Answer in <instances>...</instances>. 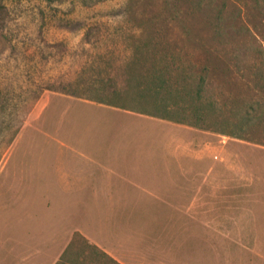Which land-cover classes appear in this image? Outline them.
<instances>
[{"label":"rangeland","instance_id":"374dc122","mask_svg":"<svg viewBox=\"0 0 264 264\" xmlns=\"http://www.w3.org/2000/svg\"><path fill=\"white\" fill-rule=\"evenodd\" d=\"M164 67L196 74L206 68L205 100L215 108L198 122L202 128L192 125L193 117L181 124L142 114L164 116L163 104L154 106L142 94L153 69ZM75 100L160 123L116 120L119 114L105 110L91 116V108ZM244 112L253 124H241ZM180 115L177 108L170 117ZM107 130L126 141L85 140ZM71 133L76 137L67 138ZM167 136L189 147L191 154H183L189 160L180 163L197 168L187 184L188 200L197 199L167 210L161 236L128 246L143 257L135 263L264 264V0H0V209L30 215L21 210L30 206L24 199L65 200L56 189H16V176L25 185L42 184L40 175L46 180L52 172L45 169H57L54 155L42 151L113 145L127 149V165L139 158L153 170L157 158L148 149H162ZM19 164L22 173L15 172ZM152 175V183L164 182L163 175ZM181 180L187 182L185 175ZM165 183H173L169 170ZM39 219L45 223V215ZM74 239L69 264H114ZM149 249H158L157 256Z\"/></svg>","mask_w":264,"mask_h":264},{"label":"crops","instance_id":"0c3cea01","mask_svg":"<svg viewBox=\"0 0 264 264\" xmlns=\"http://www.w3.org/2000/svg\"><path fill=\"white\" fill-rule=\"evenodd\" d=\"M75 102H81L84 106L90 107L91 116L93 113L97 116L105 110L112 115L119 114L117 118L115 116L116 120L139 117L158 122L140 114L126 113L94 102L80 100ZM77 115L78 112L74 113V117L79 118ZM118 130V133H124L126 126L120 125ZM127 136L129 137V133ZM168 136L164 139L162 149L159 147L153 150L148 149L147 153H151L149 156L152 159L157 158L154 160L156 166L153 170L148 164L141 163L139 158L133 161L134 166L127 165V149L112 148L113 145H110V148L107 147L108 149H101L97 147L98 145L92 144L87 148L42 151L54 155L52 165L57 169H45L52 172H49L46 180H44L45 176L40 175L42 184L37 181L35 184L25 185V180L16 176L20 183L19 188L16 189H46L47 191L56 189L60 191L56 193L57 195L66 196L65 200L47 198L40 203L33 198L24 199L26 203H30V206L25 207L24 204L21 210L30 215L18 213L11 215L8 213L14 212H9L7 206L4 208L5 211L1 207L0 264H69V260L67 262L65 260L73 248L75 236L80 237L84 243L83 247L97 257L105 258L114 264H136L135 262L143 257L141 254L132 255L128 246H138L140 243L143 245L142 241L151 234L159 233L161 236V227L167 230L164 218L170 220L167 217V210L177 205L192 206L197 199L195 195H191L190 200L187 197L188 180H191V174L197 168L191 162L189 166L180 163L181 158L189 160L190 156L183 155L191 154L189 147L183 146L185 142L178 137L168 138ZM66 137L76 136L71 133L66 134ZM125 138L126 135L108 130L85 135V140L91 142L111 143L119 140L126 141ZM170 139L178 141L180 146L175 148ZM168 157H170L169 160ZM22 166V164L15 166V172L20 170L22 173ZM145 167L149 170L145 171ZM167 170L171 172L173 178V183L169 186L165 183ZM153 172L158 177L163 175L164 182L152 183V179H156V176L152 175ZM144 175L150 179L147 184L143 179ZM184 175L187 182L183 184L181 179ZM51 204L55 205L51 206ZM65 205L85 206L87 211L85 214L83 211L77 213L74 209L66 210ZM18 207L20 209V206ZM57 207L64 209V213L50 215L46 212ZM44 215L46 220L43 224L39 217ZM178 218L181 220L182 216L179 215ZM174 224H176L175 221ZM174 228H176L175 225ZM176 249L175 247L174 250ZM147 251L149 255L156 256L159 252L158 249ZM74 262H79V256L74 259ZM152 264H160V262L152 261ZM169 264L192 263L178 261Z\"/></svg>","mask_w":264,"mask_h":264},{"label":"trees","instance_id":"16d2710c","mask_svg":"<svg viewBox=\"0 0 264 264\" xmlns=\"http://www.w3.org/2000/svg\"><path fill=\"white\" fill-rule=\"evenodd\" d=\"M207 76L206 68L198 74L185 70L175 71V69L169 67L160 70L153 69L149 78L150 82L148 86L142 89V94L144 97L145 95L149 96V100L152 101L154 106H157V103H162L164 116L142 114L181 124H186V121L193 117L196 121L192 125L202 128V126H199L201 123L198 124V122H203L204 113L215 108L214 103L210 104L205 100ZM253 81L258 84V67L255 69ZM190 104H195L196 107H191ZM177 108H179V113L181 111L180 116L182 119L173 120L170 116L177 113ZM172 109L174 110L172 111ZM243 114L245 115L242 116L241 124L243 126L253 124L252 118H249L246 112Z\"/></svg>","mask_w":264,"mask_h":264}]
</instances>
